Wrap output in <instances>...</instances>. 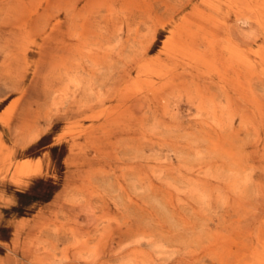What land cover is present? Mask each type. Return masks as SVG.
<instances>
[{
    "label": "bare ground",
    "instance_id": "obj_1",
    "mask_svg": "<svg viewBox=\"0 0 264 264\" xmlns=\"http://www.w3.org/2000/svg\"><path fill=\"white\" fill-rule=\"evenodd\" d=\"M0 4V76L18 91L3 123L23 147L39 138L43 118L47 130L61 121L73 131L70 152L100 153L125 142L189 155L201 143L234 158L241 131L253 118L264 121V0H185L166 20L159 18L170 10L164 0ZM159 29H169L167 38L150 55ZM29 75L44 81L42 111L23 102ZM178 102L195 112L196 129L185 143H167ZM1 150L10 166L13 152L4 144ZM16 171L20 182L38 175L40 163L25 159ZM230 177L248 213L251 175L241 168ZM205 248L216 264H264V221L256 231L215 233Z\"/></svg>",
    "mask_w": 264,
    "mask_h": 264
},
{
    "label": "rangeland",
    "instance_id": "obj_2",
    "mask_svg": "<svg viewBox=\"0 0 264 264\" xmlns=\"http://www.w3.org/2000/svg\"><path fill=\"white\" fill-rule=\"evenodd\" d=\"M164 1L170 10L160 11L161 20L185 2ZM168 30H158L150 55ZM41 79L32 82L29 75L21 87L23 102L34 111L47 106ZM17 98L0 76V159L1 144L13 152L10 166L0 160V264H216L205 253L213 234L256 231L264 221V121L253 118L241 131L234 158L208 152L201 143L189 155L125 142L100 153H77L69 149L68 125L59 121L47 130L43 118L39 138L21 146L3 123ZM174 112L172 135L165 140L185 143L196 129L195 112L183 102ZM25 159L39 162L41 172L16 182ZM241 168L251 175L248 213L229 188L231 173Z\"/></svg>",
    "mask_w": 264,
    "mask_h": 264
}]
</instances>
